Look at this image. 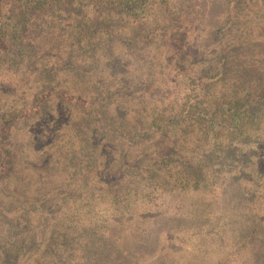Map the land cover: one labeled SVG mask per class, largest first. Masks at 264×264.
Returning a JSON list of instances; mask_svg holds the SVG:
<instances>
[{
	"label": "trees",
	"instance_id": "trees-1",
	"mask_svg": "<svg viewBox=\"0 0 264 264\" xmlns=\"http://www.w3.org/2000/svg\"><path fill=\"white\" fill-rule=\"evenodd\" d=\"M141 1L81 0L86 11L74 19L80 41L94 44L113 32ZM220 2L223 12L201 42L196 36L180 43L179 29L169 33L176 16L170 19L165 43L172 54L149 73L150 92L137 87L142 77L107 65L27 91L21 103L5 107L0 204L10 198L33 206L40 198L53 208L48 244L18 264H145L144 256L154 264H264L263 198L237 196L242 175L264 155L249 157L246 169H223L236 186L232 197L214 192L212 173L204 179L214 165L197 168L217 157L221 142L239 146L247 127L264 124V0ZM61 6L78 8L79 0H0V54L10 50L26 14ZM169 66L180 70L175 79L194 75L199 88L160 105L150 98L152 87L168 79ZM25 129L22 141L39 158L16 150ZM205 144L215 153L204 154Z\"/></svg>",
	"mask_w": 264,
	"mask_h": 264
},
{
	"label": "rangeland",
	"instance_id": "rangeland-1",
	"mask_svg": "<svg viewBox=\"0 0 264 264\" xmlns=\"http://www.w3.org/2000/svg\"><path fill=\"white\" fill-rule=\"evenodd\" d=\"M189 1L191 0H170L163 5L156 4L152 0L141 1L138 9L124 13L125 17L121 21L118 20L115 25L113 23V32L109 31L105 37L96 40L94 44H86L80 41L78 36L81 27L75 25L74 19L82 18L83 11H86L84 2L81 0H79L78 8L46 7L35 10L30 15L26 14L23 19L24 27L19 29L18 37L10 43V50L0 54V115L8 104L21 103L27 91L34 89L46 91L59 78L65 80L71 74L90 72L97 67L105 70L107 65L114 70L118 68L117 70H124L130 75L142 77V81L137 80L142 82L138 83L137 87L143 84L148 92L149 73L160 70L159 66L164 65L161 63L164 56L172 54V50H169L165 43L168 35L166 28L169 27L170 19L176 16L172 23L174 26L169 33L173 34L175 29H179L180 43L195 39L196 36L201 42L208 37V25L214 22L213 16L216 17L223 12L224 7L222 8L220 0H193L189 7H185ZM7 5L9 6L7 3L5 7ZM197 7L198 13H194ZM213 7L215 11L212 12L213 15H210ZM90 14L93 16L94 11ZM193 20L195 21L189 26V22ZM110 33H114V36H108ZM97 62L99 65L96 64ZM169 68H172L168 71L173 74L171 73L168 79L164 78L152 87L156 91L151 92L153 94L150 98L155 99V102H159L160 105L179 103L178 101L185 99L186 95L194 93L199 88L194 75L175 79L174 73L180 70L170 66L167 69ZM140 91L144 93L143 90ZM261 111L262 115L264 109ZM25 132L26 129L18 133L16 150L22 148L30 157L39 158L31 149L32 146L22 141ZM244 134H247L244 136L245 140L239 146L233 142L227 143L220 138L223 142L219 145L220 150L216 154H214V146L205 144L202 148L204 154L210 152L217 157L209 156L210 160L206 163L208 166L201 164L199 167L197 164V168L202 170V167L212 168L214 165V172H208L204 179L209 181V174L212 173L216 180L212 188L214 192L221 194L220 197H232L231 189L236 187L230 183L233 181L223 169L228 171L232 168L231 171H235L234 167L237 165L246 169L249 157L264 155V124L261 123L256 128L249 126L244 130ZM209 140L211 143L212 139ZM225 144L227 149L228 147L233 149L226 153L221 149ZM39 147L41 145H38L36 149ZM27 149H31V153ZM261 158L259 161H252L254 164L249 165L245 177L242 175L243 191L237 196L241 194L246 202L251 201L253 196H261L264 202V159ZM36 200L33 206L24 199L13 201L7 198L1 202L0 254L3 255L0 257L1 262L18 264L21 256V261L29 260L28 256H31V260L36 258L35 253L43 245L48 244V237L54 233L50 217L53 208L47 205L49 201L44 204L42 199ZM232 216L234 215L228 214L225 218L233 220ZM228 232H232L231 228ZM24 251L30 254L24 255ZM164 256L165 252L162 254L163 259ZM149 258L144 256L140 260H145V264H154ZM151 258H157V256L153 255Z\"/></svg>",
	"mask_w": 264,
	"mask_h": 264
}]
</instances>
